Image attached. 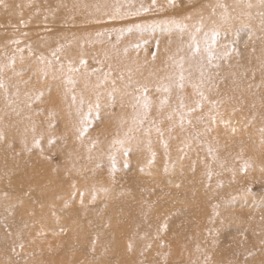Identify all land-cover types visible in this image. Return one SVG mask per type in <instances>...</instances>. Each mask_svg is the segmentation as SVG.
Wrapping results in <instances>:
<instances>
[{"label": "rangeland", "instance_id": "374dc122", "mask_svg": "<svg viewBox=\"0 0 264 264\" xmlns=\"http://www.w3.org/2000/svg\"><path fill=\"white\" fill-rule=\"evenodd\" d=\"M0 264H264V0H0Z\"/></svg>", "mask_w": 264, "mask_h": 264}, {"label": "bare ground", "instance_id": "6f19581e", "mask_svg": "<svg viewBox=\"0 0 264 264\" xmlns=\"http://www.w3.org/2000/svg\"><path fill=\"white\" fill-rule=\"evenodd\" d=\"M52 172H53V169H52ZM52 172L49 171V172H48V175H49V177H50L51 180H54L55 175L51 174Z\"/></svg>", "mask_w": 264, "mask_h": 264}, {"label": "snow or ice", "instance_id": "6c2138e0", "mask_svg": "<svg viewBox=\"0 0 264 264\" xmlns=\"http://www.w3.org/2000/svg\"><path fill=\"white\" fill-rule=\"evenodd\" d=\"M154 2H155V0H154ZM169 2L171 3V2H172V0H169ZM82 63H83V61H82Z\"/></svg>", "mask_w": 264, "mask_h": 264}]
</instances>
